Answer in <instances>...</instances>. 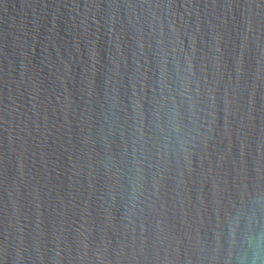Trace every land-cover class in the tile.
<instances>
[{
  "label": "water",
  "instance_id": "95a60500",
  "mask_svg": "<svg viewBox=\"0 0 264 264\" xmlns=\"http://www.w3.org/2000/svg\"><path fill=\"white\" fill-rule=\"evenodd\" d=\"M0 264H264V0H0Z\"/></svg>",
  "mask_w": 264,
  "mask_h": 264
}]
</instances>
